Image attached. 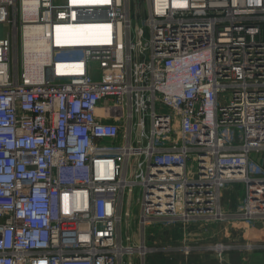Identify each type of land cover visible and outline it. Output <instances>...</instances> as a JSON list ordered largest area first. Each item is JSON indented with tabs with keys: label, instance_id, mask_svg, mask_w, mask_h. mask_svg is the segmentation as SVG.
<instances>
[{
	"label": "built area",
	"instance_id": "obj_1",
	"mask_svg": "<svg viewBox=\"0 0 264 264\" xmlns=\"http://www.w3.org/2000/svg\"><path fill=\"white\" fill-rule=\"evenodd\" d=\"M28 2L0 0V264L264 252L189 230L264 223V0ZM66 25L110 33L65 43Z\"/></svg>",
	"mask_w": 264,
	"mask_h": 264
},
{
	"label": "rangeland",
	"instance_id": "obj_2",
	"mask_svg": "<svg viewBox=\"0 0 264 264\" xmlns=\"http://www.w3.org/2000/svg\"><path fill=\"white\" fill-rule=\"evenodd\" d=\"M74 29V30H73ZM108 27L105 25L99 26H92V25H83V26H69L65 29V31H61L64 34L68 33L71 36V40L68 39L70 42H81L83 39L88 40H98L103 38L107 31ZM5 31V30H1ZM58 39L61 41L63 35L58 33ZM34 58L27 60V65H33ZM189 164H192L189 162ZM141 194L137 190V192L132 197V200H138L137 197H140ZM225 198V205L228 209L235 210L238 204L242 201L243 190L241 186H238L236 189L235 187H229L224 194ZM135 214L139 216V208L136 209ZM138 218V217H137ZM264 229V223H256V224H239V225H232L226 223H216V224H205L204 228H201L198 225H192L189 227L190 230V238L192 237H199L192 238V240L200 241L201 243L206 242H225V243H239V241H244L247 238H256L259 236L261 230ZM169 230L168 233L164 234L161 230L157 229V227L150 226L147 228L148 236L152 233L153 238H156L158 241H168L172 238L177 237V231ZM264 235V234H261ZM232 252V253H231ZM227 253V252H226ZM231 254H235V256H227L224 260V264H230L229 260L233 262H238V257L240 258V253L230 251ZM219 258L213 252H206V253H194L191 254L189 257H185L182 254L175 255L173 259H169L168 256L160 253H156L155 255H150L147 260L146 264H220ZM239 263V262H238ZM136 264H140V261L137 259Z\"/></svg>",
	"mask_w": 264,
	"mask_h": 264
},
{
	"label": "bare ground",
	"instance_id": "obj_3",
	"mask_svg": "<svg viewBox=\"0 0 264 264\" xmlns=\"http://www.w3.org/2000/svg\"><path fill=\"white\" fill-rule=\"evenodd\" d=\"M85 1H99V0H85ZM213 4L214 5L219 4V0H213ZM32 6L34 8H36L34 0H29L28 8L32 7ZM27 11L29 13H31V14L35 13L34 9L27 10ZM28 18H30L32 20L33 16H28ZM69 26H72V25H66V26H63V27H57V31H56L57 32V36L59 37L58 33H61L63 35V38H62L61 42L73 43V42L68 41V39L71 40L70 34H68V33L64 34L63 32H61V31H65V29L68 28ZM107 31H109V28L107 29ZM26 33H27V39H26L27 42H26V49H25L26 53H27V55H26L27 56L26 63H27L28 59L34 58L33 65H37V64L41 65V64H43L44 59L40 58V56H41L40 53L43 52V50H42V48L40 46L36 45L37 42L39 43V41L37 40L36 36L38 37L39 35L35 34L33 29L29 31L30 34L28 33V31H26ZM109 33H110V31L107 34H109ZM100 39H98V40H100ZM36 40H37V42H36ZM83 41H94V40L83 39ZM83 41H81V42H83ZM33 65H30V66L27 65V66L31 67Z\"/></svg>",
	"mask_w": 264,
	"mask_h": 264
},
{
	"label": "crops",
	"instance_id": "obj_4",
	"mask_svg": "<svg viewBox=\"0 0 264 264\" xmlns=\"http://www.w3.org/2000/svg\"><path fill=\"white\" fill-rule=\"evenodd\" d=\"M260 235L257 236L256 238L254 239H259V240H264V235H261V234H264V229L259 231ZM232 253V252H231ZM229 251L227 253H225L223 255V257L221 259H219V263L220 264H224V260L227 256H235V254H231ZM240 258L238 257V262H233L232 260H229V257H228V262L230 264H264V252H260V251H256V253H250V254H247V255H244L242 253H240ZM219 258V257H218Z\"/></svg>",
	"mask_w": 264,
	"mask_h": 264
}]
</instances>
